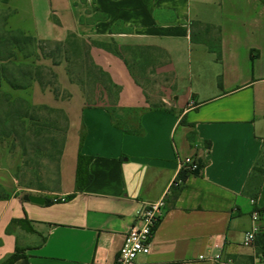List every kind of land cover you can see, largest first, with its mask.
<instances>
[{
	"label": "crops",
	"instance_id": "crops-1",
	"mask_svg": "<svg viewBox=\"0 0 264 264\" xmlns=\"http://www.w3.org/2000/svg\"><path fill=\"white\" fill-rule=\"evenodd\" d=\"M29 5L38 40L64 41L73 32L161 50L169 61L156 73L170 77L163 89L172 102L162 98L171 108L152 110L124 62L96 45L94 63L120 87L117 108L140 122L141 134L114 126L105 106H86L64 63L55 71L70 98L57 100L34 83L28 100L69 120L60 190L50 205L26 202L13 169L0 160V186L9 195L0 200V263L19 247L28 251L14 264H115L143 203L164 200L151 251L135 264H224L199 260L219 252L233 264H264V218L253 245H243L252 212L264 208V183L255 203L246 193L264 152V0H58L59 17L51 5L57 26L45 28L34 1ZM192 21L220 28L221 60L192 42ZM80 155L92 158V180L77 191ZM187 158L201 169L178 192L174 183Z\"/></svg>",
	"mask_w": 264,
	"mask_h": 264
},
{
	"label": "trees",
	"instance_id": "trees-1",
	"mask_svg": "<svg viewBox=\"0 0 264 264\" xmlns=\"http://www.w3.org/2000/svg\"><path fill=\"white\" fill-rule=\"evenodd\" d=\"M2 1L8 3L9 0ZM94 18L105 17L97 15ZM80 22L85 23V20L82 18ZM190 27L192 42L205 45L210 52L216 55L217 60H221L220 28L196 21H192ZM113 31L114 29L111 30L112 33ZM123 31L127 32L125 29ZM95 45L119 57L130 71L135 82L142 88L139 78H147V69L152 68L150 73L154 74L158 67L169 61L165 53L156 48L119 47L114 42L103 43L87 40L73 32L68 33L64 41H53L38 40L36 37L21 31H1L0 143L3 144L5 141L11 140L13 147L18 146L21 150V161L15 172V179L20 189L49 191L44 181V175L39 168V161H46L54 164L58 186L56 192H59L60 160L69 130V120L63 111L46 105H34L22 97H15L12 93L5 91L3 85H7L14 91H24L37 83L43 90L50 89L57 100L68 99L71 95L61 88L55 71L56 67L64 63L70 83L81 89L86 100V106H105L111 115L114 126L126 134L139 135L142 133L140 122H129L126 115L117 108L120 87L112 81L107 72L94 63L91 48ZM27 47H33L37 53L33 65H19L17 68H11L10 65L17 58V54L25 52ZM43 61H50V64H45ZM146 96L148 98L147 93ZM151 109L163 108L151 107ZM189 139L194 141L195 135H190ZM91 160L90 157L79 156L76 177L77 191L83 190L92 180V175L88 169ZM188 174V171H182L179 174L174 183V188L178 192L182 189ZM263 183L264 152L258 158L246 185V193L252 200L257 199ZM8 197L9 195L0 186V200H5ZM44 197L46 205L54 202L51 197ZM27 251V249L17 247L14 253L0 264H14L19 259L24 258Z\"/></svg>",
	"mask_w": 264,
	"mask_h": 264
},
{
	"label": "rangeland",
	"instance_id": "rangeland-1",
	"mask_svg": "<svg viewBox=\"0 0 264 264\" xmlns=\"http://www.w3.org/2000/svg\"><path fill=\"white\" fill-rule=\"evenodd\" d=\"M35 4V18L38 23L44 28L49 25H56L58 21L53 19L51 13V5L57 9V17H59L60 9L58 7V0H33ZM32 15L30 11L29 0H9L8 3H4L0 0V34L3 30L21 31L27 35H32ZM56 24H55V23ZM57 26V25H56ZM36 51L33 47H27L25 52L18 53L17 58L13 60L11 68H17L19 65L31 66L36 61ZM45 64H50V61H43ZM24 68V67H23ZM152 68L147 69V78L141 79V82L145 92L149 98L150 107H161L170 109L171 104H165L162 102V98H167L169 103L172 102V96L170 92L164 90V87L171 85L170 77L164 76L158 73L151 74ZM15 71V70H14ZM3 89L12 93L15 97H22L28 100V90L14 91L7 85H3ZM29 101V100H28ZM0 160L4 161L6 165L11 167L16 172V168L21 161V150L18 146L15 148L11 140L0 143ZM41 172L44 175V181L46 182L49 191H39L35 189H22V193L31 194L36 196H49L51 198L56 197L58 186L56 184V174L54 172V164L46 161H39Z\"/></svg>",
	"mask_w": 264,
	"mask_h": 264
},
{
	"label": "built area",
	"instance_id": "built-area-1",
	"mask_svg": "<svg viewBox=\"0 0 264 264\" xmlns=\"http://www.w3.org/2000/svg\"><path fill=\"white\" fill-rule=\"evenodd\" d=\"M182 169L189 173H196L200 171L201 167L193 158H187L182 162ZM252 203H255L254 200H252ZM164 209V200L143 203L141 209L136 213L133 226L125 235L124 243L115 264H135L139 256L150 253L154 234L162 219ZM262 218H264V208H256L251 215L253 226L244 235V246H251L256 241L257 235L261 232L259 221ZM199 260L233 264L230 259L223 261L220 252L211 255H200Z\"/></svg>",
	"mask_w": 264,
	"mask_h": 264
},
{
	"label": "water",
	"instance_id": "water-1",
	"mask_svg": "<svg viewBox=\"0 0 264 264\" xmlns=\"http://www.w3.org/2000/svg\"><path fill=\"white\" fill-rule=\"evenodd\" d=\"M23 200L36 205H44L46 201L45 197L31 195V194H25Z\"/></svg>",
	"mask_w": 264,
	"mask_h": 264
}]
</instances>
